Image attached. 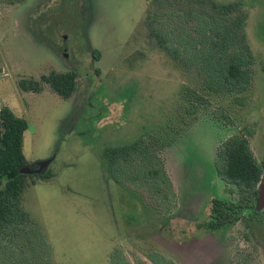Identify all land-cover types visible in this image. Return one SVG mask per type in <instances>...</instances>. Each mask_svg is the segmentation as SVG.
<instances>
[{
	"label": "rangeland",
	"instance_id": "374dc122",
	"mask_svg": "<svg viewBox=\"0 0 264 264\" xmlns=\"http://www.w3.org/2000/svg\"><path fill=\"white\" fill-rule=\"evenodd\" d=\"M216 1L247 15L254 59L246 90L208 89L151 38L149 17L187 0H0V109L27 119L32 167L52 158L28 173L22 206L30 219L1 235L0 264H113L116 250L130 264H153L152 250L177 264H264V226L247 214L217 231L205 226L213 198L241 197L217 173L221 144L244 135L264 161V0ZM52 71L76 73L70 97L46 83L39 93L19 87ZM143 136L161 147L176 191L170 210L103 166L107 148ZM45 172L52 177H39Z\"/></svg>",
	"mask_w": 264,
	"mask_h": 264
},
{
	"label": "trees",
	"instance_id": "16d2710c",
	"mask_svg": "<svg viewBox=\"0 0 264 264\" xmlns=\"http://www.w3.org/2000/svg\"><path fill=\"white\" fill-rule=\"evenodd\" d=\"M187 1L183 8L171 4L159 15L149 17L151 38L174 62L197 70L208 89L233 92L249 88L253 81L254 56L247 44V15L241 5L216 0ZM43 83L68 98L77 89V75L52 71L41 80L22 79L19 87L39 93ZM28 128L27 119L10 107L0 109V178L6 179L4 187H0V237L17 232L30 219L22 206L29 174L21 172L31 166L23 152L24 133ZM157 146L143 136L133 143L107 148L102 162L116 183L148 193L160 206L168 201L167 210H170L176 201V191L160 154L161 147ZM216 170L222 180L241 189V197L236 203L213 198L211 219L205 226L217 231L240 220L244 214L264 226L262 211L256 209L264 161L257 162L248 137L232 135L221 144ZM41 176L50 179L52 174L45 172ZM147 258L153 264H177L161 251L152 250ZM111 262L130 264L121 250L115 251Z\"/></svg>",
	"mask_w": 264,
	"mask_h": 264
},
{
	"label": "water",
	"instance_id": "95a60500",
	"mask_svg": "<svg viewBox=\"0 0 264 264\" xmlns=\"http://www.w3.org/2000/svg\"><path fill=\"white\" fill-rule=\"evenodd\" d=\"M52 161V158H49L47 160H40L37 162V168L32 166H26L24 167L21 172L23 173H40L43 171ZM256 209L258 212H261L264 210V175L262 178V181L258 187V196L256 199Z\"/></svg>",
	"mask_w": 264,
	"mask_h": 264
},
{
	"label": "crops",
	"instance_id": "0c3cea01",
	"mask_svg": "<svg viewBox=\"0 0 264 264\" xmlns=\"http://www.w3.org/2000/svg\"><path fill=\"white\" fill-rule=\"evenodd\" d=\"M160 250V249H159ZM161 251V250H160ZM150 263H151V261H150Z\"/></svg>",
	"mask_w": 264,
	"mask_h": 264
}]
</instances>
